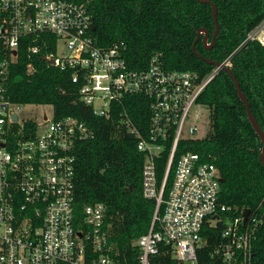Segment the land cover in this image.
Listing matches in <instances>:
<instances>
[{
	"label": "built area",
	"instance_id": "built-area-1",
	"mask_svg": "<svg viewBox=\"0 0 264 264\" xmlns=\"http://www.w3.org/2000/svg\"><path fill=\"white\" fill-rule=\"evenodd\" d=\"M89 1L0 0V264H260L252 242L260 220L254 212L245 219L244 210L233 213L220 200L215 164L179 147L200 138L204 105L197 98L219 70L231 68L232 54L203 77L165 69L159 54L146 68H132L121 53L122 41L94 43ZM248 41L264 45V17L240 45ZM23 44L29 57L42 52L47 63L69 69L80 99L96 115H108L125 94L149 98L145 135L128 116L119 119L144 155L142 195L156 203L148 230L133 242L135 261L119 258L104 204H85L81 217L75 212L74 152L79 141L94 137L93 130L69 115L21 118L20 104L8 99V67ZM162 153L167 158L159 180ZM206 227H219V233L207 234Z\"/></svg>",
	"mask_w": 264,
	"mask_h": 264
},
{
	"label": "trees",
	"instance_id": "trees-1",
	"mask_svg": "<svg viewBox=\"0 0 264 264\" xmlns=\"http://www.w3.org/2000/svg\"><path fill=\"white\" fill-rule=\"evenodd\" d=\"M211 2L216 6L217 34L206 46L200 33L192 49L199 29H207L209 40L214 31ZM88 8L94 43L108 47L122 41L121 53L132 68H146L150 58L159 54L165 69L195 71L203 77L215 65L207 60L218 63L232 54L230 69L264 132V45L256 41L240 45L264 17V0H90ZM23 41L26 44L28 37ZM25 44L20 45L16 61L8 67V99L16 104L50 105L54 119L73 116L93 130L94 137L79 141L74 152L75 212L81 217L85 204H104L109 238L119 258L135 261L133 242L148 230L156 203L142 195L144 155L137 149L136 136L120 125L119 119L120 114L128 116L145 135L149 98L125 94L111 104L108 115H96L92 106L80 99L71 71L47 63L42 52L29 57ZM197 100L209 109V132L187 139L179 147L198 152L215 164L220 200L230 205L233 213L246 208L255 213L260 222L252 236L253 254L264 264L262 142L247 118L233 78L224 69L207 83ZM166 158L162 153L157 160L159 180ZM206 230L207 234L219 233V227ZM208 242L211 245L215 239Z\"/></svg>",
	"mask_w": 264,
	"mask_h": 264
},
{
	"label": "water",
	"instance_id": "water-1",
	"mask_svg": "<svg viewBox=\"0 0 264 264\" xmlns=\"http://www.w3.org/2000/svg\"><path fill=\"white\" fill-rule=\"evenodd\" d=\"M211 6H212V15H213L214 22H215V28H214V31H213V33L211 35V38H210V44L213 42V39H214V37H215V35L217 34V31H218V24H217L216 16H215L216 6L212 2H211ZM201 31L203 32V36H202L203 43H205V41L208 39V35L209 34H208L207 29H203V28L199 29L197 31L196 37H195V39H194V41L192 43V49H194L195 42L197 41ZM210 44L208 46H210ZM207 61L210 62V63H213V64H217V62H213V61H210V60H207ZM223 69L225 71H227L230 74V76L233 78L237 94H238L239 98L244 103V106H245V109H246L247 118L250 121L254 131L258 134V136H259V138H260V140L262 142V147H261V152H260V160H261L262 165L264 166V132L260 129V127L258 126L256 120L252 116L250 108H249L248 100L245 97V95L242 93V91L240 89V86H239V82H238L237 78L235 77V75L233 74L232 70L229 67H223ZM248 213H249V209L246 208L243 211V213H242L244 219L247 217Z\"/></svg>",
	"mask_w": 264,
	"mask_h": 264
},
{
	"label": "rangeland",
	"instance_id": "rangeland-1",
	"mask_svg": "<svg viewBox=\"0 0 264 264\" xmlns=\"http://www.w3.org/2000/svg\"><path fill=\"white\" fill-rule=\"evenodd\" d=\"M60 49L65 48L62 43H60ZM96 102H99L97 100ZM19 115L24 119H39L42 112H45L48 116L52 113V108L50 105H38V104H20L18 109ZM209 132V109L203 107L200 112V118L198 121V129L196 136L204 137Z\"/></svg>",
	"mask_w": 264,
	"mask_h": 264
}]
</instances>
